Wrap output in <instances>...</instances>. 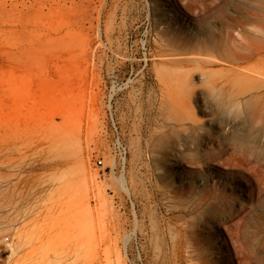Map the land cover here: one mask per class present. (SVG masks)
<instances>
[{"label":"rangeland","instance_id":"rangeland-1","mask_svg":"<svg viewBox=\"0 0 264 264\" xmlns=\"http://www.w3.org/2000/svg\"><path fill=\"white\" fill-rule=\"evenodd\" d=\"M263 245L264 0H0V264H264Z\"/></svg>","mask_w":264,"mask_h":264},{"label":"built area","instance_id":"built-area-1","mask_svg":"<svg viewBox=\"0 0 264 264\" xmlns=\"http://www.w3.org/2000/svg\"><path fill=\"white\" fill-rule=\"evenodd\" d=\"M107 120L110 123L109 132L111 135L112 155L114 157L113 169H117L126 163L128 157V146L123 138L118 121L112 112L109 113ZM97 164L101 166L103 165V161L99 160Z\"/></svg>","mask_w":264,"mask_h":264},{"label":"bare ground","instance_id":"bare-ground-1","mask_svg":"<svg viewBox=\"0 0 264 264\" xmlns=\"http://www.w3.org/2000/svg\"><path fill=\"white\" fill-rule=\"evenodd\" d=\"M232 218V217H231ZM169 228V227H168ZM177 229V228H176ZM172 232V231H171ZM229 232L231 233V239H237L238 241H240L241 242V245L243 246V251H242V253H243V255L244 256H246V253H247V251L249 250V245H247L245 242H244V240H246L245 238H244V240H242L243 239V237H242V235H245L244 234V231L241 229V227L238 225V224H235V225H233L232 227H231V229L229 230ZM189 240V239H188ZM242 240V241H241ZM178 241V240H177ZM248 241V240H247ZM176 242V241H175ZM186 242V241H185ZM239 242V243H240ZM192 244V243H191ZM173 246H174V244H173ZM185 246V245H184ZM262 248H264V245L262 246ZM175 249V248H174ZM164 254V253H163ZM196 254V253H195Z\"/></svg>","mask_w":264,"mask_h":264}]
</instances>
